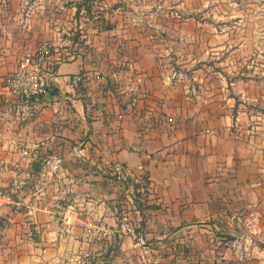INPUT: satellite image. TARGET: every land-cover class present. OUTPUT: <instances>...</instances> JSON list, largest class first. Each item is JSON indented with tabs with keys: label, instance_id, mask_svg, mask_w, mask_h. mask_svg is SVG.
<instances>
[{
	"label": "crops",
	"instance_id": "obj_1",
	"mask_svg": "<svg viewBox=\"0 0 264 264\" xmlns=\"http://www.w3.org/2000/svg\"><path fill=\"white\" fill-rule=\"evenodd\" d=\"M213 8L90 0L81 41L62 0H0V264H264L261 37ZM43 42L52 90L21 122L9 77ZM124 214L134 235L100 242Z\"/></svg>",
	"mask_w": 264,
	"mask_h": 264
},
{
	"label": "built area",
	"instance_id": "obj_2",
	"mask_svg": "<svg viewBox=\"0 0 264 264\" xmlns=\"http://www.w3.org/2000/svg\"><path fill=\"white\" fill-rule=\"evenodd\" d=\"M62 1L66 7L73 8L77 12V22L69 37L72 39L78 38L81 41H89L90 0ZM115 12L122 14L123 8L118 7ZM53 23H60L57 16L54 17ZM56 65L57 61L55 60L53 44L43 42L34 52L27 54L19 61L15 72L9 77L8 88L16 100L10 105L8 111L21 122H26L38 116L41 101L46 99L51 93ZM125 67L123 64L122 69ZM84 77L83 74H76L72 76L71 82L74 86H79L83 82ZM135 89L136 87L132 86L130 91ZM109 172L113 179L122 187L128 181L129 175L121 165L110 167ZM30 177L29 174L28 178ZM25 185L26 180L15 182L10 191L15 192ZM135 230L134 221L127 214H124L119 220L116 230L102 229L98 234V240L104 242L108 238L115 236L120 241L134 235ZM25 237L27 240L35 241L36 233L34 230H30ZM86 259L88 263L101 264L100 262H95L89 255L86 256Z\"/></svg>",
	"mask_w": 264,
	"mask_h": 264
},
{
	"label": "rangeland",
	"instance_id": "obj_3",
	"mask_svg": "<svg viewBox=\"0 0 264 264\" xmlns=\"http://www.w3.org/2000/svg\"><path fill=\"white\" fill-rule=\"evenodd\" d=\"M207 2H211L214 4V10L220 11L222 15L224 13H230L233 11H240L242 13L243 18L241 21L243 24H246L248 29L257 30L260 33V43H262V53L261 48L256 53H254L253 62L254 67L258 70L252 69L251 73H255V76L263 73L264 78V68L263 71L260 70L261 65L264 64V0H206ZM230 26L232 22L230 21ZM240 22V24H242ZM262 35V36H261ZM211 69V68H210ZM240 73L249 74V71L241 70Z\"/></svg>",
	"mask_w": 264,
	"mask_h": 264
}]
</instances>
